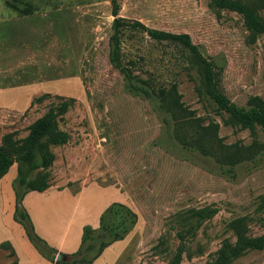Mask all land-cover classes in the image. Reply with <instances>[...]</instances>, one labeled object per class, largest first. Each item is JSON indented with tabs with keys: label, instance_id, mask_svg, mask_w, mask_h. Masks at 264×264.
<instances>
[{
	"label": "rangeland",
	"instance_id": "rangeland-1",
	"mask_svg": "<svg viewBox=\"0 0 264 264\" xmlns=\"http://www.w3.org/2000/svg\"><path fill=\"white\" fill-rule=\"evenodd\" d=\"M9 1L18 8L29 4L39 15L20 21L15 17L27 15L0 0V42L29 46L32 39L23 31H35L44 51L32 81L42 80L24 92L72 96L39 95L22 115L0 123V138L13 133L22 139L49 109L60 112L55 130L66 139L60 144L43 139L53 160L32 171L20 164L28 179L44 176L49 186H68L73 192L85 187L96 207L111 199L124 203L118 193L111 194L123 195L138 218L129 244L131 264H208L223 241H235L229 224L237 218L246 219L250 236L264 234V152L253 162L229 167L218 162L217 144L204 155L198 140L200 127L216 124L224 146L264 145V130L228 124L227 116L199 92L202 77L194 55L180 44L153 40L135 23L188 34L213 64L218 90L238 106L253 97L264 103V34L252 37L240 14L215 8L214 0H117L120 72L110 61V0ZM66 9L71 11L63 22ZM58 52L69 61L57 58ZM62 63L70 71L85 69L82 95L73 79L45 80L61 73L48 72V64ZM20 72L30 81V63ZM131 86L148 96H135ZM17 95L10 98H25ZM156 98H179L181 111L164 112ZM61 104H66L64 111H59ZM202 209L214 212L195 215ZM233 264H264V249L249 251Z\"/></svg>",
	"mask_w": 264,
	"mask_h": 264
},
{
	"label": "trees",
	"instance_id": "trees-1",
	"mask_svg": "<svg viewBox=\"0 0 264 264\" xmlns=\"http://www.w3.org/2000/svg\"><path fill=\"white\" fill-rule=\"evenodd\" d=\"M7 5L19 14L32 13L33 7L29 4L18 8L16 2L4 0ZM111 16L114 18L111 26L110 61L111 64L122 72L118 60V30L121 25V18L117 17V0H110ZM213 6L217 9H227L240 14L243 17L244 25L252 37L264 34V0H214ZM150 38L156 41H171L180 44L190 51L200 67L202 84L200 94L203 99L213 104L217 112L227 116V123L238 125L243 129L260 127L264 130V103L258 97L250 98L245 106H238L223 95L217 88V80L213 64L203 58L196 46L191 42L188 34H174L146 28L136 22ZM131 92L135 96H148L143 88L131 86ZM48 96V95H45ZM145 97L143 99H145ZM158 106L164 112L173 113L181 111L179 98H156ZM167 100V101H166ZM66 104H61L59 111H64ZM60 113V112H58ZM53 108L49 109L41 118L36 119L28 127V133L22 139H16L13 133H6L0 141V179L7 173L13 163L18 164L17 177L12 182L15 194V209L13 219L22 225L25 234L37 250V252L53 264H92L102 251L114 242L124 240L137 224V214L130 207L120 202H113L108 205L99 217V226L96 229L86 225L83 227L81 244L79 249L69 255H63L60 260H54L52 256L57 255L56 250L49 247L34 231L31 220L22 206V198L29 191L43 192L49 185L47 177L40 176V179H28L26 174L20 171V164L28 166L29 170L37 167L46 168L53 160V155L43 142L49 138L53 144H60L65 139V134L55 130V119L58 115ZM199 141L202 142L203 154L209 153L208 146L212 148L217 144V153L220 154L218 162L222 165L234 167L242 162H253L264 152V145L252 143L248 146L228 145L224 146L217 136V125L209 124L200 127ZM38 155V162L35 160ZM209 156V155H208ZM39 176V175H38ZM214 211L202 209L195 215L201 218L210 216ZM229 228L235 236V241L230 243L223 241L216 252L215 259L208 264H233L235 260L252 250L264 249V234L252 237L248 234V227L245 218H237L230 222ZM179 255L177 256V258Z\"/></svg>",
	"mask_w": 264,
	"mask_h": 264
},
{
	"label": "crops",
	"instance_id": "crops-1",
	"mask_svg": "<svg viewBox=\"0 0 264 264\" xmlns=\"http://www.w3.org/2000/svg\"><path fill=\"white\" fill-rule=\"evenodd\" d=\"M68 11L71 10L66 9L62 12L63 22L66 21L65 16ZM34 12L35 10L29 13L33 15L26 14L27 16L14 17L20 21L25 17L32 18L34 16L33 18H39V15ZM11 13L13 14V12ZM23 32L32 39L31 45L28 46L27 43L21 41L17 44L8 40L0 42L1 124L6 123L12 117L22 115L33 102V98L39 95L69 96L55 90L40 91L38 93L24 92L28 84L35 85L42 80L32 81L38 78L35 72L38 70V62L40 63L41 53L43 55L44 51L41 50L40 38L35 37L37 35L35 31ZM64 42L67 44L69 40L67 39ZM61 56L64 61H69L65 59L66 56L58 52L57 58ZM46 61L49 63L54 61L49 52ZM24 63H30V72L28 73L30 81H25L24 75L20 72ZM64 65L62 67H52L51 64H48V72L60 71L61 73L45 80L73 79L79 86V94L82 95V76L85 69L75 66L70 71L69 65ZM16 93L24 95L25 98H10L12 94ZM17 170L18 164L13 163L7 173L0 179V264H53L37 252L28 241L23 228L13 220L15 194L12 182L17 177ZM104 188L111 189L110 187ZM100 192L104 195L103 191ZM116 193L123 198V204L127 205L123 195L119 192L115 191L111 195L113 196ZM90 194H86L85 187L73 192L68 186L62 188L49 186L43 192H27L21 203L31 220L35 233L49 247L56 250L57 255L62 257L63 255L73 254L79 249L83 227L88 225L93 229L98 228L101 213L115 200L111 199L106 203H99V206L96 207V204L90 200ZM133 237L134 230L124 240L107 246L92 264H131L132 251L129 244Z\"/></svg>",
	"mask_w": 264,
	"mask_h": 264
},
{
	"label": "water",
	"instance_id": "water-1",
	"mask_svg": "<svg viewBox=\"0 0 264 264\" xmlns=\"http://www.w3.org/2000/svg\"><path fill=\"white\" fill-rule=\"evenodd\" d=\"M52 258L55 260H60L61 256L60 255H54V256H52Z\"/></svg>",
	"mask_w": 264,
	"mask_h": 264
}]
</instances>
